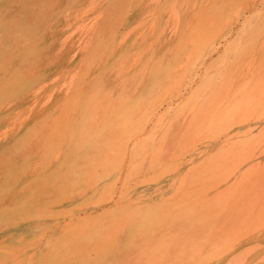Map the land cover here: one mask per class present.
I'll list each match as a JSON object with an SVG mask.
<instances>
[{
	"label": "rangeland",
	"instance_id": "374dc122",
	"mask_svg": "<svg viewBox=\"0 0 264 264\" xmlns=\"http://www.w3.org/2000/svg\"><path fill=\"white\" fill-rule=\"evenodd\" d=\"M0 264H264V0H0Z\"/></svg>",
	"mask_w": 264,
	"mask_h": 264
}]
</instances>
